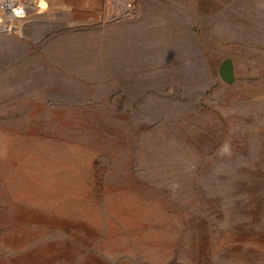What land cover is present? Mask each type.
<instances>
[{
    "label": "rangeland",
    "instance_id": "374dc122",
    "mask_svg": "<svg viewBox=\"0 0 264 264\" xmlns=\"http://www.w3.org/2000/svg\"><path fill=\"white\" fill-rule=\"evenodd\" d=\"M34 1L0 32V264H264V0Z\"/></svg>",
    "mask_w": 264,
    "mask_h": 264
},
{
    "label": "bare ground",
    "instance_id": "6f19581e",
    "mask_svg": "<svg viewBox=\"0 0 264 264\" xmlns=\"http://www.w3.org/2000/svg\"><path fill=\"white\" fill-rule=\"evenodd\" d=\"M31 4L39 6L36 1L30 3L29 0H0V32L19 30L22 20L26 18L27 8Z\"/></svg>",
    "mask_w": 264,
    "mask_h": 264
},
{
    "label": "crops",
    "instance_id": "0c3cea01",
    "mask_svg": "<svg viewBox=\"0 0 264 264\" xmlns=\"http://www.w3.org/2000/svg\"><path fill=\"white\" fill-rule=\"evenodd\" d=\"M120 2V0H118ZM117 1V2H118ZM115 8H116V13L115 15H118V14H123L124 12H127V11H124L122 12L121 9L119 8V4L115 5Z\"/></svg>",
    "mask_w": 264,
    "mask_h": 264
},
{
    "label": "water",
    "instance_id": "95a60500",
    "mask_svg": "<svg viewBox=\"0 0 264 264\" xmlns=\"http://www.w3.org/2000/svg\"><path fill=\"white\" fill-rule=\"evenodd\" d=\"M228 68V67H227ZM229 69V68H228Z\"/></svg>",
    "mask_w": 264,
    "mask_h": 264
}]
</instances>
